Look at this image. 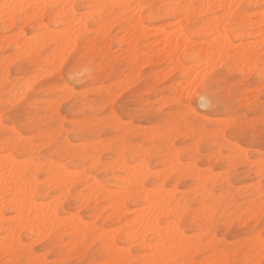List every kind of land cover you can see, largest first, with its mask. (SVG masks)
I'll return each mask as SVG.
<instances>
[{"label":"rangeland","instance_id":"obj_1","mask_svg":"<svg viewBox=\"0 0 264 264\" xmlns=\"http://www.w3.org/2000/svg\"><path fill=\"white\" fill-rule=\"evenodd\" d=\"M17 1L18 0H13L14 3H18ZM120 1L127 2L128 0H118V2ZM155 4V10H160L163 6L162 0H155ZM40 6L41 5H39V7ZM131 6H133V3ZM94 7H97L98 10L97 8L96 10L93 9ZM71 8L70 6L55 7L51 11L47 10L48 12L41 19V23L39 20L34 19H30V21L24 20L23 22H19L18 26L14 29H9L8 23L5 24L0 22L1 158H6L7 156L15 159L16 161L23 160V162H30L34 159L37 163L38 161L39 163L41 162L43 166H45L42 168L43 170L37 173L36 176L40 182H43L44 180V182H47V163H52V166L55 165L54 167L56 168L53 169L54 171H57L56 169L58 167V171L61 170V173H63L62 171L67 170L64 173L68 174V176L70 174V176L73 175L77 177V179H74L75 177L73 178L75 182L72 184L70 180L66 181L70 176L66 177L67 175L63 173V182L66 181L69 183L67 184L65 182L63 184L62 182L61 185L63 186L61 188V185H58L61 182L62 177L59 178L60 182L56 179V182L59 183L57 185L56 182H53L54 186H57L51 191L48 187L49 184L46 185L44 182V184L39 183L40 197L38 200L42 204L44 203L47 207H49L47 203L52 206L53 201H55L54 205L56 204L55 206H57L58 211L60 212L59 216L62 219L68 218L70 215H74L80 219L81 225L87 224V227L88 225L90 227L92 225H96L97 227L102 228L104 232L107 231L106 233L108 234L109 231H112V229L118 230L117 227H119V230L116 231L120 235L117 239L118 246L121 249L125 248L127 250V247L130 245V248H128L127 251H129L132 255V261L122 262L123 264H126V262L127 264H140L143 262V258L148 253L150 254L148 251L152 252V249L154 248L153 246H155L154 244L156 242L153 240L147 241L148 245L150 244L151 246V244H153L148 251L137 243L133 244V246L132 244L125 243L122 234L128 226H124V223L132 220L134 216H137V213H135V209L137 208L136 205L134 203L125 202L124 205L126 210L122 218H118V216L110 217L111 209L107 206L108 201L102 199V196H100L102 190H113L115 192L120 190V182H123L122 184L125 183L122 178L125 179L128 176V173L125 172L126 175H124L125 173H123L124 171L122 172L120 169L121 166H119V163L125 162L127 166L131 165L132 168L129 169L131 171H134L135 169L137 170L139 166L138 162L140 160L137 158L136 153L139 150L151 152L146 161L152 172L162 170L163 168L165 169V165L168 164L169 161L172 162L174 157L177 161V169L184 167L187 168L188 166L190 167L195 161L193 164V170H191L194 172V175L191 174L190 177H188L187 174L185 175L187 177H184L183 175L182 178L176 182L174 179L176 174H173L170 182L166 185V189L172 191L171 189L174 190V188H176L182 193H188V199L186 200V206L188 209L186 208L181 216V230L185 236H194L195 233L197 235L200 234V223H203L201 220L203 217H209L206 213V216L204 215V212H209V208L207 209L206 207L214 204L213 209L210 207V211L213 210L212 213H210V220H208L209 222L204 225L205 231H209L204 236L197 237L202 238V240L206 242V239L211 238V236L212 238L215 236L217 239L210 240H214L212 243L217 240V243H214V246H217L219 250L221 249V252H223L226 256L222 257L223 261L220 256L219 258L216 255L215 258L219 259H214V250L212 251L214 246L208 247V242H211L208 240V244L206 246H204V243L202 244L203 246L201 245V247L196 248L194 252H191L192 254L195 253L193 254V257L192 255H189L186 260L177 259L175 262L170 261V264H208L209 261H212L209 264H261V261H264V253L262 254L261 248L258 247V244L261 245V241L258 243L256 239L260 238L258 240H261V237L264 236V210H262L264 209V171H259V165L257 166V164L263 162V166L261 165L260 167H264V134H262L261 127V125L264 124V77H262L260 73V70L264 67V60H261L257 68L253 69L252 72L243 73L239 69L232 70V68L228 64L224 63V61H219L214 65L218 69L215 68V70H213L214 66H212L207 76L203 77L202 80V76L199 79L195 78L197 83H193L195 81V79H192L194 78V75L191 77L188 70L186 71L187 68L190 69L196 64L186 60H182L184 71L179 68L177 70L173 69L174 71L172 72L171 68L170 73V67L167 64L168 60H164L162 56L163 61H160V56L156 55L151 62H148L147 58H145V62L143 59L142 63H140L141 61H137L138 67L140 68L141 65L142 67L141 70H138L139 68L137 67L134 71L132 68H136V62L133 64L134 59L131 57L132 50L134 51L135 49L138 52L140 51L141 54H145L146 52L147 56L152 55L149 51V46L147 47L146 45L150 44L149 42L155 40L157 37L152 35V37L148 36L149 38L144 37L139 39L137 42L131 43L134 44L133 47L128 44L125 39L128 37L126 25L132 26L134 25V22H126L124 19L116 18L108 26L104 25L105 29H103L101 22L105 19V13L100 10L96 1L76 0L75 6L71 10L72 13H69ZM92 9L97 13H94ZM89 10L93 12V15L91 14L92 16H90L91 12ZM241 10L250 14V21L253 22L257 20L254 16V12H257L258 9L245 6L241 8ZM60 11L63 12L60 13ZM64 11H68L67 14ZM20 15V11L17 12L15 17L16 21L20 19ZM85 15H87L86 18L84 17ZM66 16H68V18ZM70 17L72 19L73 17L75 18L73 20L74 22L71 20L73 23L67 21ZM51 18H55V20H52ZM87 18L89 19L87 20ZM75 20L76 23L78 21L79 22L76 24ZM37 22L42 25H39ZM143 22L145 26L151 30H155L164 29L169 24L172 25V23L176 24L178 20H176L174 15L171 13L170 15L160 14V17L156 20H150L147 16H145ZM82 23L83 28L81 26ZM70 24H73L74 26L78 25L79 29H84V31L81 30L82 34L81 31L77 29V31H79L77 33H80L81 36L75 31L77 26L74 28V26ZM100 24V28L103 29L101 31L102 33H99L98 30L100 29H97ZM71 26L74 30L71 29ZM200 26L201 23L197 22L192 27L198 28ZM69 27L71 28L69 29ZM63 29L69 33L66 34ZM45 30L47 32L49 31V34L54 35L52 37L53 39H56V41H52V37H49L50 35L46 37V34L48 35V33L45 34ZM56 30H58V32ZM61 31H63L64 35L67 37H64L62 34L63 38L61 36ZM18 32L19 34L21 33L20 36ZM56 32L57 34L60 32L61 37L56 38L55 35L57 34H53ZM74 33L79 36V38H76V41H74V44H72L73 41L70 44L74 45V48L71 47L70 50L69 45L68 51L66 50L68 48L67 46L65 49L63 48L67 51L66 53L65 51L61 52V49L57 46L56 42L59 38L61 40H64L65 38L74 40L75 36H77L73 35ZM12 36H15L14 39ZM228 36L232 37L235 47L240 46L241 43H249L253 41V37H246L243 40L235 38L230 31H228ZM33 37L36 38V41H42L41 43L33 41L37 44H46L47 41L49 43H47L46 46L43 44L38 45L39 47L41 46V48H34L36 51L39 50L37 52L32 49L34 52L27 51L25 53L24 51L29 49L28 47H25V41H27L28 38L29 41L30 39L33 40ZM213 38H208L209 40L207 39L206 41H212ZM6 41L7 43H5ZM63 42L64 41H62V43ZM202 42H204L203 38L195 39L196 44L198 43L200 45ZM20 43H22V45ZM36 43L34 46L37 47ZM57 43L59 44V42ZM31 47H33L32 44ZM24 48L26 49L24 50ZM57 49L60 50L58 51L59 53L61 52L64 54L61 56V59L59 58L61 53L59 54L56 52L59 56L55 55L56 53L53 55ZM22 50H24V53L22 52V54H19ZM50 56H55V61ZM12 57L16 58L13 59ZM11 58L13 61H11ZM15 61L16 63H14ZM220 62L224 64H221ZM143 63H146L147 65ZM144 65L146 67L143 68ZM158 72L163 73V75L161 73L160 74L164 79L161 78V75H158ZM24 81L25 84L23 83ZM26 81H29V83H26ZM180 82L183 86H181L182 84ZM20 84H24L25 86L28 84L29 87L27 88H30L27 90L24 86L23 89H26V91L24 90L25 93L21 91L22 89L19 90L21 91V94H24V96L18 92ZM132 84L135 85L131 88ZM195 84L198 86H195ZM193 85L194 88H192ZM183 87L185 89L184 93L187 92L186 90L191 91V93L184 94L182 92V90H184ZM64 91L66 95L68 93L67 96L64 94ZM253 91H257L258 93H252ZM18 94H20L19 98L17 96ZM202 94L206 97L203 102L201 101ZM188 95H190V98H188ZM168 101H170V104ZM244 101H247V104L245 102L246 105L244 104ZM57 102L59 106L57 105ZM48 105L52 107V109H50ZM189 110L191 111L189 112ZM228 119L230 124L228 123ZM224 122H227L228 124L226 123L225 125ZM213 130L215 132H213ZM218 130L222 131V133H218ZM147 132L152 133L153 136L151 135L152 137H150V134ZM155 133L156 135H154ZM15 135H17V138ZM46 136L50 140H47L48 143L44 140V138L46 139ZM154 137H157L156 140H154ZM12 141L13 145L8 146ZM227 142L229 143L227 144ZM45 143L48 145H44ZM38 144H40L43 148ZM82 145L83 149L81 150L79 148H81ZM88 145L91 146L88 147ZM103 145L105 147H103ZM120 146L124 147V158L123 161H119L118 163L116 158L118 157L117 153L118 149L120 150L121 148ZM29 147L33 148V153L29 152ZM151 147L157 148L158 150L152 151ZM92 149L95 150L92 151ZM135 151L136 153H134ZM168 151L172 152L169 156ZM173 151L178 152H176L177 157L175 156L176 153ZM8 153H10V156H8ZM100 153L101 155H99ZM165 154H167V156ZM95 157L99 158L97 159ZM175 158L173 159L174 161ZM27 159H29V161ZM93 159L97 160V164H93L95 163ZM5 160L7 161L8 159ZM112 160H115L117 163L113 164L114 161ZM92 161L93 163H91ZM91 164L94 166V169H87L89 165L92 167ZM115 164L119 166L121 171ZM136 164L138 166H136ZM60 165L63 168H60ZM68 171H70V173ZM196 174L198 175V179L195 181L193 178H195L194 176ZM83 175H87L85 178L88 180L84 179ZM88 175L92 177L93 181L90 177L88 178ZM208 175H211L213 179L214 177L216 179L215 181L213 180L214 185L209 187V189L211 188L213 193L216 195V198H206L203 200L204 202L201 203V201L198 200L201 198L200 196L203 195V192L202 194L195 192L197 189L196 185L201 181L202 176ZM59 176L60 175H58V177ZM216 176L219 177L217 178ZM149 179L150 181L147 183V188L152 189L153 186L151 184L155 181V179H153V177ZM94 180L98 183V187L96 186V188H94H102L100 189V194L97 192L98 190L96 191L94 188L93 190V186L89 184H93ZM118 180L121 181L119 182ZM126 180L127 182H133L131 181L133 179H130V177L129 180ZM70 183L72 185H69ZM68 185L71 186L69 189ZM63 187H66L65 190L68 189V194L66 192H64L65 195L62 194ZM88 189L93 190V194L95 196L90 199L91 201L84 199L83 202L81 199L83 197L82 195H85V193L88 195ZM200 191L202 190H199V192ZM257 193L261 196L257 195ZM61 196L64 198L63 200ZM54 197L57 202L59 198H61V201L59 200V202L63 203L60 204L58 202L59 204H57L56 200L50 201L52 198L54 199ZM249 200L250 202H246ZM80 201L82 204H80ZM85 201H87V203H85ZM207 204L208 206H206ZM198 206H201L200 209ZM202 206H205L203 210L204 212L201 211ZM250 206H256V208H254L256 210H254L253 207L251 209ZM100 207L104 208H102L104 212L101 211ZM98 210L102 216L100 218L96 217L95 220V216L99 214ZM2 214L8 220V217L11 219V217L13 218L15 215L14 211L10 208L2 210ZM189 214L192 216L193 221H191L192 218ZM195 216H200V218L202 216V219L200 220L198 217L196 219ZM208 217H206V219H208ZM4 225L6 227L7 223L5 222ZM121 225L123 227H121ZM161 225L165 226V223L162 222ZM78 226H80L79 223ZM82 227L84 229L85 226L83 225ZM48 230H52V232L47 235V238L45 234L46 230H42L41 234L45 232V237H42L41 240L38 237L36 239L33 238L28 229L21 231L18 237L24 246L22 245L20 247L21 249L17 248L15 250V247H10L6 244L9 249L7 246L4 247H7L8 249V251L6 250L7 254L8 252H11L9 255H7L6 252L5 254L3 253L4 247H2V252L0 249V255L3 254V256L1 255L0 257V264H108L106 263L108 260L109 264H122L117 263L116 261V263L110 262L111 260L108 256L112 257V255H109L106 250L103 249L98 240L93 239L94 236L91 238V233H87L86 240L83 244L75 245L73 243L74 248L71 246V243L74 240L71 241L70 239L73 237L69 236L64 229L59 228L58 230H55L50 227L47 231ZM258 231L261 232L258 233ZM41 234L40 236H42ZM66 234L67 237H65ZM208 235L211 236L208 237ZM1 236L5 237V235H0V238ZM191 236H189L188 239L193 240V236ZM197 237L194 236L196 239ZM3 239L1 238L0 241L2 242ZM31 240H34L33 242L36 243H32ZM69 241H71L70 244L68 243ZM252 241H254V243ZM31 243L34 245L29 246ZM86 245L90 246L86 247ZM247 246L250 247L248 248ZM66 247L71 248L67 249ZM259 248L260 250H258ZM122 251L123 250H121V252ZM31 253L37 258H34V256L32 257ZM210 253H212V257L210 256ZM143 254L144 257L142 258ZM136 256L137 258H135ZM190 256L192 258H190ZM40 257H43L44 259ZM205 258L209 260L206 261ZM37 259L39 260V263H35ZM41 259L44 262H42ZM215 260H220L222 262H214ZM152 264L155 263L152 262Z\"/></svg>","mask_w":264,"mask_h":264},{"label":"bare ground","instance_id":"obj_2","mask_svg":"<svg viewBox=\"0 0 264 264\" xmlns=\"http://www.w3.org/2000/svg\"><path fill=\"white\" fill-rule=\"evenodd\" d=\"M94 1H96V3L98 4V7L100 8V10H102V12L105 13V19L102 20V22H101V24L103 25L102 26L103 29H105V26L104 25H107L108 26L116 18L124 19V21H126V22H134V25H132V26L131 25H126V31L128 33V35H127L128 37L125 40H126V42L128 44H130V45L133 46L134 44H131V43L137 42L139 39H142L144 37H148V36L149 37L150 36L152 37V35H155L157 37L155 40H152L151 42H149L150 44H147L146 45L147 47L149 46L148 48H149V51L152 53V55H148L147 56L146 55V52H145V54L144 53L141 54L140 51H139L140 52L139 53L135 49H134V51L132 50L131 57L134 59V61L132 60L133 61V64L136 62V65H135L136 68L135 69L132 68V70H134V71L138 67L137 61H139V62L141 61L140 63H142V60L144 59V62H145V58H147V61L148 62H151L153 60V58L157 55V56H160V58H161V59L159 58L160 61L162 60V56H163L164 60H168L167 64L170 67L169 68V71L172 68V72L174 71L173 69L177 70L179 68L183 69V71H184V66L182 64V60H186L188 62H192V63L196 64L195 66H193L190 69L187 68L186 71L188 70V73H190V76L191 77L194 75L193 76L194 78H192L193 80L195 78L196 79H199L201 76H202L201 77V80H202L203 77H206L207 76V74L209 73L211 67L214 66L219 61H221V62L224 61V63L228 64L232 68V70L239 69L243 73V72H250V71L252 72L253 69H256L257 68V66L261 62V60H264V0H162L163 6L160 9L161 11L159 9H157V10L154 9L155 8V5H156L155 4V0H128L127 2H121V1L118 2V0L117 1L116 0H94ZM12 2H13V0L12 1L11 0H0V22L5 23V19H6L7 20L6 23L9 24V27H8L9 29L16 28L18 26V23L19 22H23L24 20H29L30 21V19L31 20L34 19V20H39L40 23H41V21H42L41 19L48 12L47 10H50L51 11V10H53V8L58 7V6H67V7L70 6V8L71 7L73 8L75 6L76 0H18L17 1L18 3H14L13 2L14 4ZM132 3H133V6H131ZM4 5H13V6H15V5H23L24 7H21V8L11 7V8L5 9L3 7ZM39 5H41V6L43 5V6L42 7L40 6L41 7L40 8ZM29 6H31V7H29ZM245 6H248L250 8L258 9L257 12H254V16L257 18L256 21H253V22L250 21L251 20V19H249L250 18V14H247L246 12H244V11L241 10V8H243ZM72 8L70 9L69 13L70 12L72 13V11H71ZM96 8L97 7H94L93 9L96 10ZM93 9H92V11H93ZM97 10H98V8H97ZM19 11L21 13V15H20L21 17H20V19L18 21H16V18L15 17H16L17 12H19ZM62 12L63 11H60V13H62ZM67 12L68 11H66L65 13L67 14ZM93 12L95 13L96 11H93ZM93 12L90 13V16L93 15ZM65 13H63V14H65ZM171 13L174 15V17L176 18V20H178V22H177L178 24L177 23L176 24H173L172 23V25L169 24L164 29L151 30L150 28H148L147 26H145V24L143 22V19H144L145 16H147L150 20H156V19H158V17H160V14H163V15H168L169 14L170 15ZM66 17L68 18V16H66ZM84 17L86 18L87 15H85ZM60 18H62V17H60ZM74 19H75L74 17H73V19L70 17V19H68L67 21L68 22H71V20L73 21ZM88 19L89 18H87V20ZM52 20H55V18H53ZM73 22H71V23H73ZM197 22L201 23V26L198 27V28L192 27ZM40 23H38V24L39 25H42ZM75 23H76V20H75ZM75 23H74V25H75ZM65 24H66V22H65ZM101 24L98 25L99 27H97V29H100V30H98L99 33H102L101 31L103 30V29L100 28L101 27ZM70 25L74 26L73 24H70ZM76 26H77V28H75ZM76 26H74L76 33L79 32V31H81V30L84 31V29H79L78 25H76ZM81 26L83 28V23L81 24ZM71 27H69V29ZM71 29L74 30L73 27ZM77 29L79 31H77ZM56 31L58 32V30H56ZM63 31H65V30L63 29ZM63 31H61L62 32L61 33V36H62V34L64 35ZM228 31H230L232 33L233 37H235V38H239V39L243 40L246 37H253V41H251V42L248 41L249 43H241L240 46L235 47L234 46V42L232 41V37H229L228 36ZM57 32L56 33H53V34H57ZM46 33H48V35ZM65 33L68 34L69 32L67 33V31H65ZM18 34H19V32H18ZM45 34H46V37H48L50 35L49 36L50 38L52 36H54V35L49 34V31L48 32L46 31ZM77 34L80 35V33H77ZM77 34L74 33L73 35H77ZM81 34H82V31H81ZM15 35H17V34H15ZM20 35H21V33L19 34V36ZM57 35H59V36H57ZM57 35H55L56 38L61 37L60 36V32ZM78 35L75 36V39L74 40H71L69 38L68 39L65 38L64 40H61L59 38V40L57 41V42H59V44L57 42H56V44L61 49V52L65 51L64 50L65 47L66 46L68 47L71 44L72 41H73L72 44H74V41H76V38H79ZM14 37H13V39H14ZM64 37H67V36L64 35ZM196 38H203L204 42L200 43V45L198 43L196 44L195 43V39ZM208 38H213L214 40L212 39V41H208L207 42L206 40ZM9 39H10V37H9ZM25 39H27V38H25ZM37 39H40V38H37ZM31 40L32 39H30V41H29V38H28V40L25 41L26 42L25 43V47H28L30 50L29 49L25 50L26 48H24L25 51L22 50V51H20L21 53L18 52L19 54H22L23 51L25 53L27 51L31 52V51H33L32 49H34V48H36V49L37 48L38 49L41 48V46L39 47L38 45H42L43 43L42 44H39L42 41L41 42L36 41V38L35 37H33V40L32 41ZM51 40L52 41L53 40L56 41V39H53V37H52ZM33 41H36V42H39V43L37 44L36 42H33ZM62 41H64V42L62 43ZM5 43H7V41ZM23 43H24V41H23ZM35 43H36L37 47L34 46ZM47 43H49V42L47 41ZM47 43L46 44H43V45L46 46ZM20 44L22 45V43H20ZM31 44L33 45V47H31ZM75 46H76V44H75ZM21 47H24V46H21ZM71 47L74 48V45H70V50H71ZM36 49H34V51H36ZM66 50L68 51L69 50V47ZM37 51H39V50H37ZM58 51H60V50L59 49H57V51L55 50V52L53 53V55L56 52L59 53ZM67 51H65V53ZM57 53L55 55H58ZM62 55H64V54L61 53L60 56L58 55L60 59H61V56ZM15 56H18V55H15ZM50 57H52V56H50ZM12 58L14 59L16 57H12ZM52 58L54 60L55 56H53ZM121 58H122V56H121ZM13 59L11 61H13ZM63 60H62V62H63ZM8 61H9V59H8ZM58 61H60V60H58ZM14 63H16V61ZM156 63H157V61H156ZM224 63H221V64H224ZM143 64L147 65L146 63H143ZM8 65H11V64H8ZM145 65L143 66V68L146 67ZM263 66H264V61H263ZM102 67H104V66H102ZM133 67H134V65H133ZM141 67H142V65H141ZM141 67L140 68L138 67L139 68L138 70H141ZM213 68H214L213 70H215V68L218 69L215 66ZM134 71H132V72H134ZM137 71H136V73L138 74ZM167 71H168V69H167ZM54 72H55V70H54ZM158 73H159L158 75H161V74L163 75L162 72H158ZM170 73H171V71H170ZM260 73H261V76L264 77V67L260 70ZM161 78H163V76ZM196 79H195V81L193 83H197L196 82ZM207 80H209V79H207ZM29 81H30V78H29ZM29 81L28 82L26 81V83H29ZM34 81H35V79H34ZM23 83L25 84V81ZM24 84L23 85L20 84V88L18 89V92L20 94H21V91L24 92V90L26 91L25 88L29 87L28 84H26L27 86H25ZM134 85L132 84L131 85V88ZM196 85L197 84H195V86ZM24 86H25V88L23 89ZM181 86H183V84ZM192 88H194V85L192 86ZM20 89H22V90L19 91ZM28 89H30V88H27V90ZM183 89H184V87H183ZM181 90H182V88H181ZM85 91H84V93H85ZM184 91H185V89L182 90L183 93H184ZM186 91H187V92H185L186 94L191 93V91H188V90H186ZM193 91H194V89H193ZM122 92H120V93H122ZM182 92H181V94H182ZM254 92H257V91H253L252 93H254ZM20 94L17 95L18 98H19V95ZM64 94H65V91H64ZM118 94H117V96H118ZM21 95L24 96L23 93ZM67 95H68V93H67ZM189 96L190 95H188V98H190ZM183 97H185V96H183ZM245 102L247 104V101H244V104H245ZM248 102H250V101H248ZM12 103H13V101H12ZM168 103L170 104V101H168ZM57 105H58V102H57ZM242 106H243V104H242ZM163 107H164V105H163ZM49 108L52 109V107H50V106H49ZM56 108H57V106H56ZM159 108H158V110H159ZM55 111H56V109H55ZM190 111L191 110H189V112ZM249 115H251V114H249ZM229 119H228V121H229ZM62 122H64V121H62ZM227 122H224L225 125H226ZM228 123L230 124V121ZM60 128H61V125H60ZM220 129H222V128H220ZM219 130H218V133L221 134L222 131H219ZM124 132H125V127H124ZM163 132H165V131H163ZM213 132H215V131L213 130ZM148 134H150V137L153 136L152 133H148ZM17 135H15L16 138H17ZM154 135H156V133ZM57 136H58V133H57ZM147 136H149V135H147ZM222 136H223V134H222ZM154 138H155L154 140H156L157 137H154ZM29 139H31V138H29ZM148 139H150V138H148ZM18 140H19V137H18ZM18 140H17V142H18ZM44 140L46 141V143H48V141H50L47 136H46V139L44 138ZM7 143H9V142H7ZM46 143L44 145H46ZM228 143L229 142H227V144ZM32 144H28V145H32ZM85 144H87V143H85ZM12 145H13V141L8 146H12ZM33 145H35V144H33ZM38 145L41 146L40 144H38ZM83 145H84V143H83ZM83 145L79 149L82 150L83 149ZM79 146H81V145H79ZM89 146H91V145H88V147ZM105 146H106V144H105ZM105 146L103 145V147H105ZM107 146H108V144H107ZM141 149H143V148H141ZM151 149H152V151L158 150L157 148H153V147H151ZM94 150L92 149V151H94ZM29 152L33 153V148L29 147ZM176 152L177 151H175L174 153H176ZM123 153H124V147L122 146L120 148V150L118 149V153H117V156L118 157L116 159L118 160V163H119V161H123V158H124ZM134 153H136V151ZM150 153L151 152H146V151H143V150H139L136 153L137 154V158L140 160V161L138 160L139 161L138 162L139 166L136 164V166H138V168L136 167L137 170L135 169L136 171L135 170L134 171L133 170L132 171L129 170V169L132 168V166L131 165L127 166V164L125 162H122V163L120 162L121 164L119 163V166H121L120 169L122 170V172L124 171L123 173H125V172L128 173L127 174L128 176L127 177L125 176L126 177L125 179L122 178L124 180V182H125L124 184H122L123 182H120L121 180L120 181L118 180L121 183V185H119V189L120 190L115 191V192L112 190L113 191L112 192V191H108V190H106V191L102 190L101 191L100 189H102V188L95 189L96 186L98 187V183L95 180H94V183L93 184L92 183H89V184H91L93 186L92 189L95 187L94 189L96 191L98 190L97 192H99V194H100V191H101L100 196H102V199L108 201V205L107 206L109 207V209H111V211H110L111 212L110 217L118 216V218H122V216H123V214L125 213V210H126L125 205H124L125 202L134 203L136 205L137 208L135 209V213H137V216L136 217L134 216L135 218L133 217V219L131 218L132 220L127 221L128 223L127 222L124 223V226H128V228L122 234L123 235L124 242L127 243V244H132V246H133V244H136L137 243L142 248L146 249L147 251H148V249L150 250L151 246L153 245V244H151V246H150V244L148 245L147 244V241L148 240H153V241L156 242L154 244L155 246H153L154 248L152 247L153 248L152 249V252L151 251H148V252H150V254L149 253L147 254L148 256L146 255L144 257V254H143L142 258L143 257L144 258L142 260L143 262L140 261L141 263H143V264H149V263L152 264V262H153L155 264L156 263L157 264H170L171 262H175L177 259H185L186 260L189 257V255H192V257H193V254H195V253L192 254L191 252L192 251L194 252V250L196 248L201 247L202 244L205 243L204 246H206L209 243L208 244V247H210V246H214V243H217V240H215V242H213V243H212V241H214V240H212V241L210 240V239H217L214 235H213L214 236L213 238H212L211 235H208V237L211 236V238H208L207 237L208 239H206L207 241L208 240L211 241V242H208V243H207L206 240H205L206 242H204L202 240V238H199V237H202L205 234H207V232L209 231V230H206L205 231V226L204 225H206L209 222L208 220H210V213H212V211H213V210L210 211V207H212L211 209H213L214 208V204H212L210 202L213 206L212 205H209V207H206L207 209L209 208V212L208 211L207 212H204L203 210H204L205 206L204 207L202 206V208H201L202 210L201 211L204 212V215L205 216L207 214V215H209V217L206 216V217H208V219H206V217H203V219H202V216L203 215L201 216V218H200V216L199 217L197 216L198 218H200V220L202 219L201 221H203V223H204V224L203 223H200V227H199L200 234L199 233H198L199 235H197L196 233L194 234V236H196V237L199 236V237H197V239H196V238H194L193 235H192L193 237L191 235H189V236H191L193 238V240L192 239H188L189 236L188 235L185 236L184 233L181 230V216L183 215L184 211L187 208V206H186V203H187L186 200L188 199V193H184V192L182 193L179 190H177L176 188H174V190L171 189L172 191L167 190L166 189V185L170 182V179H171V177H172L173 174H176V177L174 178L176 180V182H178L182 178L183 175H184V177H187V176L190 177L191 174L194 175V172L191 171V170H193V166H194L193 164H194L195 161L192 163V166H190V167L189 166L188 167L186 166L187 168L184 167V168H181V169H179V168L177 169L176 168L177 161H176V158L173 156L175 158V161L173 160L174 158L172 159V162L169 161L168 164L165 165V169L163 168L162 170H159V171H156V172H152L150 170V167H149L147 161H146L147 158L149 157V154ZM170 153L172 154V152L170 151L169 154H168V156L170 155ZM177 153L175 155L176 157H177ZM8 154H9L8 156H10V153H8ZM99 155H101V153ZM165 155L167 156V154H165ZM1 157L2 156H0V158ZM3 158H4V160H3ZM3 158H1V162H0V235H5V237L4 236L3 237L1 236L2 239L4 238L2 240V242L0 241V249H1V252H2V247L7 246V245L10 246V247H15L14 248L15 250L17 248L21 249L20 247L23 244H22V241L20 240V238L18 236L20 235L21 231H24L25 229H28L29 230V232L31 233V235H32L33 238L36 239L38 237L41 240L42 237H45V234H46V238H47V235L50 232H52V230H50V231L48 230L47 231V229H49L50 227H52V229H55V230H58L59 228H62V229H64V231L66 233H68L69 236H72L73 238H70V239H71V241L74 240L71 243V246H73V247H74L73 243L75 245L83 244L85 242V240H86L87 233H91V238H92V236H94L95 238L93 237V239L94 240H98V242L101 244V246L103 247V249L106 250V252L109 255H112V257L108 256V258H110V260H111L110 262H115L116 261L117 263H122V262H125V261H130V262L132 261V255L129 253V251H127L128 248H130V245H129V247H127V250L125 248L124 249H121L118 246V240L117 239H118V237L120 235L116 231L119 230V227H117L118 230L112 229L113 232L112 231H109V234H108V233H106L107 231L104 232V230L102 228H99L96 225H92L91 227L89 225L87 227L86 226L87 224H82L81 225L80 224L81 223L80 222V219L78 217L74 216V215H70L68 218H63L62 219L59 216L60 215V212L58 211L57 206H55L56 204L54 205L55 201H53V200H56L55 197H54V199L52 198L50 200V201H53V205L54 206L53 205L51 206L49 203H47L49 207H47L46 205H44V203L42 204L38 200V198L40 197V195H39V183L40 184L41 183L42 184L46 183V185L49 184L48 187H49V190L51 191V190H53L54 187H56L58 185V183L60 182V179L59 178L62 177L61 178L62 180H61V182L59 183L58 186L61 185V183L64 180L63 173L65 171H67V170L62 171L63 173H61V170L58 171V167H57V169H56L57 171H54L53 169L56 168V167H54L55 165L52 166V163H49V164L47 163L48 178H46L47 179L46 181L48 183L47 182H44L45 180L43 181L44 182L43 183V182L38 181V179L36 177L37 176V173H39L41 170H43L42 168L45 166V165L43 166V164L41 162L39 163V161H38V163H37V162H35L34 159H32L30 162H23V160L22 161H16L15 159H13L11 157H7V156H6V158L5 157H3ZM95 158H97V157H95ZM5 159H8V160L6 161ZM27 160L29 161V159H27ZM2 161H3V163H2ZM94 161H95V163H93V161L91 163L97 164V160H94ZM112 161H114L113 164L114 163H117L115 160H112ZM262 161H263V159H262ZM98 162H99V160H98ZM256 162H259V161H256ZM256 162H254V163H256ZM262 163L263 162H260L259 164L256 163L257 166L259 165L258 166V170L259 171H264V167L263 168L260 167L262 165ZM115 165L118 166L117 164H115ZM229 165H228V167H229ZM231 165H232V163H231ZM57 166H58V164H57ZM119 166H118V169H119ZM59 167L60 168H63V167H61V165ZM93 167H94L93 165H92V167L89 165V167L87 169H90V170H91V168L94 169ZM68 172L70 173V171H68ZM79 173H80V171H79ZM126 173L124 175H126ZM64 174H66V173H64ZM186 174H187V176H185ZM58 175H60V176L58 177ZM66 175H65L66 177H69L70 176V174H69V176H68V174H66ZM200 175H202V174H200ZM211 175L202 176L201 181L196 185L197 186V189L195 188L196 189L195 192H197L198 194L199 193L202 194V192H203V195H202L203 196V199H202V196H200L201 198L198 200V201H201V203L204 202L203 200H205L206 198H210V199L211 198L212 199H215L216 198V195L213 193L212 189L211 188L209 189L210 186H213L214 185L213 180L214 181L216 180L215 177L213 176L214 177V179H213ZM71 176H73V175H71ZM86 176H84V179L88 180L87 178H85ZM224 176H225V174H224ZM70 177H69V179L67 178V180L66 179L65 180L66 181L70 180V182L73 184V182H75L74 179H77V177L73 176V177H71V179H70ZM89 177L90 176L88 175V178ZM129 177H130V179H133V180H131L133 182H130V181L127 182L126 179L129 180ZM151 177H153V179H155V181L151 184L153 186V188L152 189H148L147 188V183L150 181L149 178H151ZM194 177L195 178H193V179H195V181H196L198 179L197 178L198 175L196 174ZM90 178L92 180V177H90ZM56 179L59 181L58 183L56 182ZM223 179H224V177H223ZM175 180H174V182H175ZM53 182L54 183L56 182L57 185L55 184L56 186H54V183ZM65 182H63V184ZM71 183L69 185H72ZM69 185H68V189H69V187H71ZM62 186L63 185H61V188H62ZM88 186H90V185H88ZM48 187H47V190H48ZM99 187H101V186H99ZM65 188L66 187H63L64 190L62 189V192L63 193L60 192L63 195H65L64 192H66L68 194V189L65 190ZM88 190H89V194L88 195H87V193H85V195H82L83 197L81 199H82L83 202H84V199H86V200L89 201L91 198H93L95 196L93 194V190H90V189H88ZM199 190H202V191L199 192ZM236 190H238V189H236ZM97 195H98V193H97ZM257 195L261 196L258 193H257ZM79 198H77V199H79ZM63 199L64 198L62 197V200ZM220 199H221V197H220ZM59 200L61 201V198H59ZM59 200H58V202H59ZM58 202L56 200V203L57 204H59V203L62 204L63 203V202L62 203L61 202L58 203ZM246 202H250V200L249 201H246ZM50 203H52V202H50ZM85 203H87V201H85ZM80 204H82V202ZM95 204H96V202H95ZM251 205H254V204H251ZM206 206H208V204ZM200 207H199V209H200ZM228 207H230V206H228ZM252 207H253V209L256 208V206H252ZM252 207H251V209H252ZM6 208L12 209L14 211V213H15V215L13 216V218L11 217V219H10V217H8L9 220L2 214V210L6 209ZM100 208H101V211L104 212V210H103L104 208L103 207H100ZM207 209H205V210H207ZM247 209H248V207H247ZM254 210H256V209H254ZM194 211H196V210H194ZM238 214H240V213H238ZM191 215H192V213H191ZM101 216L102 215L100 214V211H99V214L97 216H95L94 219L96 220V217L97 218H100ZM192 216L194 217V215H192ZM192 216H191V218H192ZM197 217H196V219H197ZM247 220H248V218H247ZM105 221H106V219H105ZM191 221H193V218L191 219ZM5 222L7 223V226L6 227L4 225ZM94 222H96V221H94ZM162 222L165 223V226L161 225ZM78 223H79L80 226H78ZM125 224H127V225H125ZM83 225L85 226L84 229L82 227ZM121 227H123V226L121 225ZM254 228H256V227H254ZM42 230L43 231L46 230V233L44 232L45 234L44 233L41 234ZM69 232H70V234H69ZM103 232L106 233V234H104ZM259 232H261V231H258V233ZM40 234L42 236H40ZM62 236H63V234H62ZM65 237H67V234H66ZM194 239H196V240H194ZM258 239H260V238H258ZM258 239H256V240L259 243V241H261V240H258ZM33 241H32V243L35 244L36 242H33ZM42 241H43V239H42ZM71 241H69L68 243L70 244ZM252 242L254 243V241H252ZM32 243L29 246H31ZM219 243H220V241H219ZM69 244H68V246H69ZM240 244H243V243H240ZM254 245H256V244H254ZM259 245L260 244H258V247L261 248V245L260 246ZM25 246H26V244H25ZM29 246H27V247H29ZM89 246L86 245V247H89ZM239 246H241V245H239ZM7 247H4V250H3V253L4 254H5L6 250L8 251V249H9V247H8V249H7ZM61 247H63V246H61ZM214 247L212 249V251L214 250L213 251L214 252V259H219L221 257V260L223 261L222 257L223 256L225 257L226 255L223 252H221V249L219 250V248L217 246L215 248ZM247 247L249 248L250 246H247ZM69 248H71V247H69ZM69 248H67V249H69ZM260 248L258 250H260ZM30 249H31V247H30ZM121 250H123V251L121 252ZM9 253L11 254V252H8V254L6 252L7 255H9ZM212 253H210V256H211ZM1 255L3 256V254H1ZM1 255H0V257H1ZM215 255L218 256V257L220 256V257L219 258H215ZM33 256L34 255L32 254V257ZM30 257H31V255H30ZM140 257H141V255H140ZM192 257L190 256V258H192ZM34 258H37V257L34 256ZM40 258H43V257H40ZM135 258H137V256ZM135 258H133V259H135ZM31 259H33V258H31ZM38 259H39V257H38ZM205 259H206V261L209 260L207 258H205ZM33 260H35V259H33ZM37 260H36L35 263H37V262L39 263V260L38 261ZM104 260H106V259H104ZM60 261H61V259H60ZM108 261L106 263L109 264ZM217 261L222 262L220 260H217ZM217 261L215 260L214 262H217ZM258 261H260V260H258ZM42 262H44V261L42 260ZM64 262H66V261H64ZM210 262H212V261H209V263ZM126 264H127V262H126Z\"/></svg>","mask_w":264,"mask_h":264},{"label":"snow or ice","instance_id":"obj_3","mask_svg":"<svg viewBox=\"0 0 264 264\" xmlns=\"http://www.w3.org/2000/svg\"><path fill=\"white\" fill-rule=\"evenodd\" d=\"M3 7L5 9H7V8H11V7L21 8V7H24V6L23 5H15V6H13V5H4ZM29 7H31V6H29ZM6 22H7V20L5 19V23ZM205 99H206V97H204L203 94H202L201 101L203 102V100H205ZM261 127H262V134H264V124H262ZM262 210H264V209H262ZM261 251H262V253H264V236L261 237ZM261 264H264V261H261Z\"/></svg>","mask_w":264,"mask_h":264}]
</instances>
